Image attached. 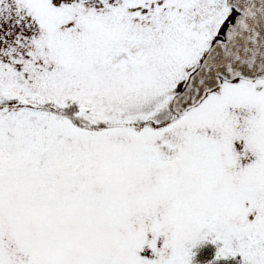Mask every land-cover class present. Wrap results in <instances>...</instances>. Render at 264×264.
I'll return each mask as SVG.
<instances>
[{
    "label": "snow or ice",
    "instance_id": "obj_1",
    "mask_svg": "<svg viewBox=\"0 0 264 264\" xmlns=\"http://www.w3.org/2000/svg\"><path fill=\"white\" fill-rule=\"evenodd\" d=\"M0 264H264V0H0Z\"/></svg>",
    "mask_w": 264,
    "mask_h": 264
}]
</instances>
